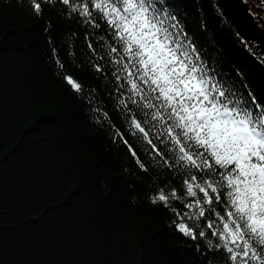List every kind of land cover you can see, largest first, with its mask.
<instances>
[{
    "label": "trees",
    "instance_id": "trees-1",
    "mask_svg": "<svg viewBox=\"0 0 264 264\" xmlns=\"http://www.w3.org/2000/svg\"><path fill=\"white\" fill-rule=\"evenodd\" d=\"M37 2L40 15L31 0H0V264H232L209 248L208 239L217 241L203 218L206 238L177 230L172 209L183 216L193 199L187 172L158 164L131 134L119 105L127 93L117 91L123 81L109 63L116 54L107 55L115 43L108 25L96 12L100 27L85 23L60 0ZM164 7L209 76L264 104V0H164ZM173 188L183 202L152 203Z\"/></svg>",
    "mask_w": 264,
    "mask_h": 264
},
{
    "label": "snow or ice",
    "instance_id": "snow-or-ice-1",
    "mask_svg": "<svg viewBox=\"0 0 264 264\" xmlns=\"http://www.w3.org/2000/svg\"><path fill=\"white\" fill-rule=\"evenodd\" d=\"M60 2L93 27H100L94 12L108 25L115 43L106 45L107 55L116 54L109 63L115 67L116 81H123L117 91L127 93V100L120 98L119 105L128 114L131 134H140L149 154L160 158L158 164L187 172L183 186L185 195L193 199L184 204L189 211L183 216L172 209L181 219L177 230L192 240L206 238L208 233L198 223L203 218L217 241L213 245L208 239L209 248L224 250L232 264H264V104L251 93L248 99L229 91L196 63L195 49L177 38L174 30L179 26L169 22L174 17L164 0ZM31 3L40 15L41 3ZM95 70L102 71L99 66ZM64 79L71 89L82 90L71 76ZM102 115L107 118V113ZM129 152L147 171L130 145ZM170 198L184 200L174 188L168 194L161 189L152 203L163 202L167 207ZM217 205H221L219 211ZM184 217L194 221L192 227L183 222Z\"/></svg>",
    "mask_w": 264,
    "mask_h": 264
}]
</instances>
